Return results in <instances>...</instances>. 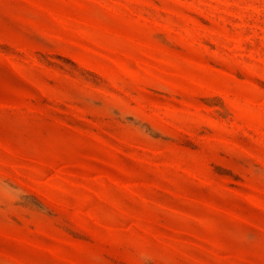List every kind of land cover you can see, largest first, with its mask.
Masks as SVG:
<instances>
[{
  "label": "rangeland",
  "instance_id": "374dc122",
  "mask_svg": "<svg viewBox=\"0 0 264 264\" xmlns=\"http://www.w3.org/2000/svg\"><path fill=\"white\" fill-rule=\"evenodd\" d=\"M0 264H264V0H0Z\"/></svg>",
  "mask_w": 264,
  "mask_h": 264
}]
</instances>
